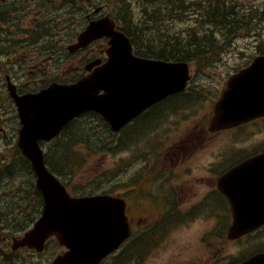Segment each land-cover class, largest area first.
Returning a JSON list of instances; mask_svg holds the SVG:
<instances>
[{"label":"flooded vegetation","instance_id":"obj_1","mask_svg":"<svg viewBox=\"0 0 264 264\" xmlns=\"http://www.w3.org/2000/svg\"><path fill=\"white\" fill-rule=\"evenodd\" d=\"M85 1L0 0V47L6 48H0V85L3 88L12 83L22 94L38 91L53 82H69L73 70L69 58L78 59L74 66L76 79L88 72L86 67L91 62L96 61L90 68H97V57L105 58L104 49H97V40L72 52L68 49L69 10L78 17L80 30L90 19L103 14L97 12V5L91 2L86 9ZM55 28L59 30L55 32ZM197 85L205 84L189 82L184 91L155 102L116 131L97 112V138L117 137L127 143V179L123 195L130 225L126 241L97 264H143L155 248L168 244L172 234L198 219L206 224L202 229L203 240L197 238L199 246L208 247L206 259L190 257L191 252L183 257L179 252L183 260H175L173 264H210V261L211 264H239L255 253L264 252V226L236 238L228 235L234 219L232 199L241 201V207L249 213L246 216H256L264 205L259 200L246 198L257 190L245 186L256 173L240 169L234 172L235 167L259 155L264 147L255 149L234 144L209 147L213 138L218 139L223 134L227 137L231 131L254 126L252 123L259 118L218 131L209 129L210 117L204 122L194 120L187 126L180 120L171 130L169 120L177 113L182 110L193 113L194 107L204 108V102L211 103L213 96L222 89L208 95L201 92L200 87L193 100L181 99ZM210 109L212 114V106ZM205 111L200 110L203 114ZM176 136L178 140L173 141ZM197 140L203 143L198 149L193 147ZM208 150L211 159L208 163H199V154ZM225 175L221 188L219 179ZM234 243L241 246L238 252L228 250L218 259L212 258ZM48 248L45 245V249ZM57 249V252L65 250L63 246H55L53 252Z\"/></svg>","mask_w":264,"mask_h":264},{"label":"water","instance_id":"obj_2","mask_svg":"<svg viewBox=\"0 0 264 264\" xmlns=\"http://www.w3.org/2000/svg\"><path fill=\"white\" fill-rule=\"evenodd\" d=\"M102 37H107L106 61L99 64L97 59V68L75 83H53L39 92L23 95L17 94L13 84L8 85L22 124L17 144L31 163L36 188L43 197L40 216L21 237L13 238L11 248L28 246L42 250L45 240L55 235L67 250L50 264H96L127 237L130 226L123 199L106 194L71 196L47 169L39 141L56 136L72 118L88 110L100 112L114 127L154 102L184 90L190 78L186 61L134 55L129 37L115 28L109 15L90 21L69 48L76 49ZM263 114L264 55H257L227 79L214 104L210 129L235 126ZM246 162L245 168L256 176H251L245 186L257 189L246 198L259 200V164H264V155ZM240 202L232 199L234 219L230 237L248 233L264 223V212L246 216L249 213ZM259 260H264V253L239 264H259Z\"/></svg>","mask_w":264,"mask_h":264},{"label":"trees","instance_id":"obj_3","mask_svg":"<svg viewBox=\"0 0 264 264\" xmlns=\"http://www.w3.org/2000/svg\"><path fill=\"white\" fill-rule=\"evenodd\" d=\"M107 3L112 4L109 8L110 15L131 39L134 53L144 57L188 61L193 63L196 69H201L219 61L235 40L234 36L242 31L247 34L256 32L259 37L258 51L264 52V34L260 32L258 24L255 27L252 25L253 20H264L263 6L258 10L253 6H242L233 0H107L103 2L108 6ZM200 87L197 85L192 91L190 88L181 99L193 100L199 93ZM0 91L8 99L5 90ZM94 132L95 128L91 122H81L77 119L72 121L53 140L45 154V162L49 169L69 180L75 167L80 164L74 151L75 146L86 143L89 149L93 151L97 149L98 142ZM13 146V153L9 152L10 157L4 155L3 164L0 165V187L8 179L14 180L17 188L22 191H15L14 195L19 206L14 209V213L22 216L12 215V209L9 211L7 207L0 208V264H39L32 251H11L2 239L1 232L5 229L25 230L28 223L21 222L20 218L28 212L26 207L32 208V204L37 201L32 217L28 219L29 222L33 221V216L41 208V195L34 187L30 163L16 145ZM24 172L30 176L24 179V185H19L21 183L19 179L23 180V178L17 175H23ZM116 172L118 173V170H115ZM24 194L26 201L23 205Z\"/></svg>","mask_w":264,"mask_h":264},{"label":"rangeland","instance_id":"obj_4","mask_svg":"<svg viewBox=\"0 0 264 264\" xmlns=\"http://www.w3.org/2000/svg\"><path fill=\"white\" fill-rule=\"evenodd\" d=\"M97 1H100L101 4L107 0H93L92 2L95 5H97L99 4L97 3ZM233 1H237L239 4H242V6L256 7L258 10L260 6L264 7V0H233ZM107 4L108 6L106 7L107 8L106 12H109V8L112 7V4L111 3H107ZM89 7L90 5H86V9H88ZM73 15L74 14L72 13V11L69 10V28L67 30L71 38L70 41H72V39L75 37L76 31L82 28L81 23L79 24L78 22V17H74ZM257 24L258 26H260L259 28L260 32L264 34V20L263 21L253 20L252 25L255 27ZM56 30L59 29L55 28V32ZM60 33L61 32L58 31L59 35ZM234 37L235 40L232 42L230 47L227 49L226 53L219 61L211 64L208 67H203L201 69H196L193 66V64H190L192 77H193L191 79H193V83L205 84L204 89L207 90L206 92L208 95H210L211 93L215 92L218 89L220 90V87H222L226 78L231 73L235 72L237 69L247 65L251 61V57L257 54L256 52L259 50V37H257L256 32L247 34L246 32L242 31L239 34L237 33V35H235ZM103 47L104 45L102 42H97V49ZM69 59L71 62L70 67L72 66V68L74 69L75 62L78 59L76 58L73 59L69 58ZM204 104H205L204 108L194 107L196 108V111L193 113L192 111L191 113H189L186 110H182L181 112L177 113L173 119L169 120V123L172 126L170 129L172 130L180 120H182L183 125L186 126L189 125L190 123H194V120H197L198 122H204L206 119H208V117L211 116L210 107L212 106V102L210 103V101H206L204 102ZM195 105H197V103ZM178 109L180 108L178 107ZM201 109H206L204 114L200 112ZM9 121L14 123L13 118H10ZM166 124H168V121ZM252 124L254 126L247 127L243 130L236 132L235 130L231 131L227 135V137H225V134H223L222 136H219L218 139L213 138L212 141L210 142L209 147L215 148V147H222L224 146V144H230V145L234 144L236 146H242L247 148L253 147L256 149L257 147H259V145L264 144V121L258 120V122H254ZM1 125L3 124L0 122V127ZM15 125L16 124L9 125L10 127L8 130H5V126H4V131L0 129V137L4 139L3 140L0 138V151H1L0 163L3 161L4 155L10 157L9 152L13 153L12 150L14 149L13 145L16 144V142L13 141L14 137L12 136H14L17 131V126ZM95 137L97 138V136ZM234 137L239 139L235 140ZM177 138L178 136H176V138H174L173 141L178 140ZM8 142L10 147H6L7 145H5L1 149V145L4 143L6 144ZM51 143L52 141L47 144L45 143L43 149L47 150L49 148L48 145H50ZM202 144H203L202 141L197 140V144H195L193 147L198 149L199 147L202 146ZM74 151L76 152L80 164L78 167H75V170L73 171L71 177L69 178V187L73 192H76L75 190H79L83 192L86 188H88V186H93L94 185L93 183L100 184L99 186L103 188L109 182L110 176L115 171V168L117 167L118 163L124 162L128 157V152L126 150L115 153V151L106 148H100V146H98V143H97V149H95L94 151L89 149L86 143L75 146ZM186 151L188 152L187 149ZM210 159H211L210 150L202 154H199L198 157L199 163H208ZM134 167L137 168L136 163L134 164ZM17 176H22L21 178H23V180L19 179L21 181L19 185H24L25 184L24 179L26 177H29L30 175L27 172L26 173L24 172L23 175L18 174ZM125 177H127V173L122 174V177H118L116 181L119 180L124 181ZM144 181L146 182L147 179H145ZM110 184L111 182L109 183V186ZM118 187L119 184L117 185V183L111 186V188L114 189L113 194L123 193L124 191H126L125 186L122 188H118ZM16 190L18 191L19 189L17 188V185L15 186L13 179H8L7 182H5L2 185V187H0V208L7 207L9 211L12 209V215L15 214L17 217H20L22 216V214L19 215V213H14V209L19 206V203L14 195L16 194L15 193ZM24 201H26V195L24 197ZM22 204L24 205V203ZM32 212H33V207L31 209L30 214H25L27 216L24 215L23 217L20 218L22 219L21 222L23 223L27 222L29 224L30 222L28 221V219L32 216ZM20 219H19V223H20ZM205 225L206 224L204 222H201V220L198 219L190 223L187 228L184 227L181 228L180 229L181 231L179 230L180 231L179 234H177L179 232L178 231L171 235L172 237L169 238L168 244H166V246H158L157 248H155L152 251V253L146 258L143 264H173L175 260L177 261L183 260L181 259L179 252H181V255L183 257H185L188 252H191L190 257L196 256L197 258L206 259L205 258L207 256L206 250H208V247L199 246L197 241L198 237L201 238V240H203V235L205 233L204 231H202V229L205 227ZM2 233L15 235L16 232L12 229V231L4 230L1 232V234ZM8 244L10 245L11 242L10 243L8 242ZM48 246L49 248L45 250L46 251L45 254L47 255L42 254L43 261H37L39 264H48V262H46L45 259L48 256H51L52 259V257L57 253L58 249L53 252L55 246H53L52 244H49ZM239 249H241V246H238L236 243L229 244V246H225V250L223 252L219 251L218 253H215L212 258L218 259L224 252L228 250H230L231 252H238ZM211 263L212 261H210V264ZM204 264H209V263H204Z\"/></svg>","mask_w":264,"mask_h":264},{"label":"bare ground","instance_id":"obj_5","mask_svg":"<svg viewBox=\"0 0 264 264\" xmlns=\"http://www.w3.org/2000/svg\"><path fill=\"white\" fill-rule=\"evenodd\" d=\"M4 203V202H3Z\"/></svg>","mask_w":264,"mask_h":264}]
</instances>
